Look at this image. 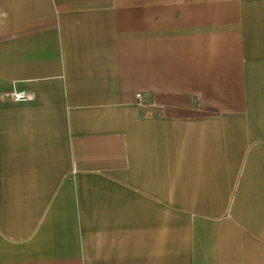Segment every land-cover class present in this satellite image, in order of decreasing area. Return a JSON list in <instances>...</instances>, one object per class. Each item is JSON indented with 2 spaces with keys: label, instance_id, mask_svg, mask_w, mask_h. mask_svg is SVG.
Returning <instances> with one entry per match:
<instances>
[{
  "label": "crops",
  "instance_id": "0c3cea01",
  "mask_svg": "<svg viewBox=\"0 0 264 264\" xmlns=\"http://www.w3.org/2000/svg\"><path fill=\"white\" fill-rule=\"evenodd\" d=\"M0 264H264V0H0Z\"/></svg>",
  "mask_w": 264,
  "mask_h": 264
},
{
  "label": "built area",
  "instance_id": "2783aa9c",
  "mask_svg": "<svg viewBox=\"0 0 264 264\" xmlns=\"http://www.w3.org/2000/svg\"><path fill=\"white\" fill-rule=\"evenodd\" d=\"M8 100L12 102H28L32 100V96L26 92H12L5 96Z\"/></svg>",
  "mask_w": 264,
  "mask_h": 264
}]
</instances>
